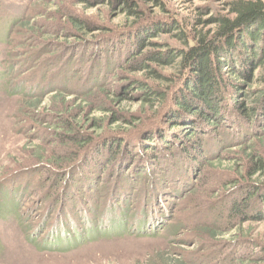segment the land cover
Here are the masks:
<instances>
[{
    "label": "trees",
    "instance_id": "trees-1",
    "mask_svg": "<svg viewBox=\"0 0 264 264\" xmlns=\"http://www.w3.org/2000/svg\"><path fill=\"white\" fill-rule=\"evenodd\" d=\"M9 1L0 0V43L8 46L4 53L0 49L7 60L0 61V82L8 99H20L14 112L18 126L25 127L29 120L44 123L41 141L28 143L23 152L28 164L51 178L46 199L57 195L58 205L64 200L62 211L72 213L77 210L74 197H65L75 188L86 190L87 197L100 205L99 178L107 161L127 170L139 162L134 178L122 175L117 189L107 193L106 206L112 214L105 220H111L110 227L105 228L92 213L86 222L75 214V223L57 221L52 229L43 224L39 230H50L42 239L40 231L31 237L32 233H26L29 243L39 250L67 253L108 236H148L151 229L155 234V225L162 226L170 215L167 207L168 215L159 209L157 195L162 190L164 196L170 190H189L195 168L207 167L209 187L185 208L182 222L169 226L171 242L189 239L201 256L181 251L185 254L178 258L172 247L135 264H264L260 242L264 238H253V225L264 223V0L229 1L227 13L215 18L213 29L191 26L190 31L172 17H149L140 0H28L16 17L9 16ZM81 2L87 4L82 11L104 7L110 16L116 14L122 20L110 25L100 12L97 21L83 17L73 7ZM147 3L168 13L161 0ZM58 34L67 39L63 47L71 52L61 67L62 81L38 88L41 76L62 63L48 38ZM160 34L179 46H172L168 39L155 40ZM41 50L47 55L41 57ZM124 54L128 55L122 62L116 60ZM11 70L13 78L5 81ZM110 71L112 83L107 82ZM80 74L82 79L86 75L84 87L72 83ZM26 80H32L31 89ZM43 94H49L51 111L41 106ZM125 101H136L141 109L119 111L116 105ZM94 111L104 116L91 117ZM118 120L122 124L112 126ZM233 128L237 135L231 134ZM234 136L238 144L231 153L225 149V140ZM175 152L187 159L182 166ZM164 153L178 175L168 188L156 170V177L149 181L157 184L155 192L142 197L148 212L141 209L140 218L131 217L137 178L144 170H152ZM89 162L96 172L88 180L61 175ZM227 162L230 165L224 166ZM64 180L67 190L61 192ZM209 202L215 204L212 209L220 224L193 221L191 216L210 206ZM156 214L161 222L153 218ZM248 243L253 251L237 255V247ZM224 250L229 253L223 257Z\"/></svg>",
    "mask_w": 264,
    "mask_h": 264
},
{
    "label": "rangeland",
    "instance_id": "rangeland-1",
    "mask_svg": "<svg viewBox=\"0 0 264 264\" xmlns=\"http://www.w3.org/2000/svg\"><path fill=\"white\" fill-rule=\"evenodd\" d=\"M74 1L72 0V3ZM141 1L143 2L141 3V6L144 8L149 17H172L180 22V25L185 27L187 31H190L191 26L204 30L213 29L215 18L227 13V3L232 0H161L165 11H168L167 14L163 13V11H160L159 8L153 6L152 3H147V0H140V2ZM27 3L28 0H10L8 2L9 16H19L24 5ZM84 5L87 6V4L84 2L73 5L78 14L83 17H88L97 21L99 20L97 16H99L100 12L102 13V16H104L103 18L107 19V23L110 25L119 24L122 20L121 16H116V14H111L110 16V11H105L106 8L104 7L93 6L86 11H82V8L85 7ZM4 33L5 31L3 30V34ZM166 35L167 34H160V36H158L159 38L155 40L164 41L165 39H168V36ZM89 37L90 35H87V38ZM48 38L52 39L54 42L53 45L50 46V49L55 51V57H59L57 61L62 63H60V67L54 64L51 69L44 73L45 75L43 74L41 76L40 79H42V77L44 78L41 80L38 88L45 86L47 83L50 84L52 81L54 82L51 85L54 87L58 84L57 82L62 81L61 74L63 73V70L61 67L65 64V60L71 54V52H67V48L63 47L65 44H67L66 42H68L64 36L58 34L54 38ZM169 41L172 43V40ZM120 42L121 41H119V43ZM172 46H179V44L172 43ZM7 47L8 46L4 45L3 42L0 43V49H2V53L6 51ZM41 51V57L47 55L46 53H43V51L46 50ZM3 55L4 54H0L1 63H5L7 61L6 59L4 60ZM127 55L128 54H124L121 58L116 60L122 62L123 59L127 57ZM114 60L115 58H113V61ZM11 72L12 70L10 73H8L6 78H4L5 81L13 78ZM111 72L112 71L107 73V76L109 77L107 81L108 83H112ZM6 74L7 73L4 72V75ZM81 75L82 74L74 77L72 83L80 85L79 87H84V77L86 75H83V79L80 77ZM1 82L3 83V81ZM1 82L0 196L2 197H0V264H135L137 262H144L149 257L155 256L158 252H169L172 247H175L173 253L174 256L178 258L187 252H193V255L195 256L200 255L198 251L196 253V245L193 244V242L189 239L183 238L184 242H171L172 235L169 233V226L182 222L181 216L184 214L183 211L185 208L189 207L195 196H202V190L209 187L211 177L210 175L206 174L207 167L202 168V170H199L198 167L195 168V176L194 179H192L194 181V183H192L193 187H191L189 190L184 189L181 192H172L169 189L170 193L166 196L163 195L162 190L159 195H157V200L161 201L159 209L162 210L164 214L166 213L168 215V212L165 209L167 207L170 209V215L165 217L167 220L163 219L162 226L159 225L160 227H158V225H155L157 226L155 228V234L153 229H151L149 232L151 235L148 236H138L132 234H125L123 236H108L107 238L86 244L67 253L50 252L44 249L39 250L33 244L29 243L27 240L28 234L32 233L30 235L31 237L40 231V234H38L40 239H42L43 236L47 234V231L49 232V227L52 229L57 221L62 222L68 220L71 221V223H75V214L78 219L83 218L86 222L87 218L90 216L89 213H92L100 220V223L105 226V228L110 227L111 220H105L109 219L108 214H112V212H110L106 206V200L109 198L107 193L113 188L117 189L116 184L119 183L117 180L122 175H124L126 178H130L131 175L133 177L135 172L139 170V162L134 163L133 166L127 170V166L118 167L115 166L114 163L110 164L107 161V167L105 166L106 168L100 174L99 178L100 182L98 192L101 193L102 197L100 205L95 202L94 197H91L90 195L89 198L87 197L86 190H84V192H79L78 189L76 190L74 188V190H69V195L66 196L65 199H69L70 196H72V198L74 197L77 210L72 213L62 211L64 206L63 199L59 205L57 202H55L57 195L46 199V193L50 191L51 187L50 176L46 175L47 173H45V170L43 172L41 168L36 169L32 165L28 164L25 161V153L23 152L28 143L35 145L41 141L42 136L39 132L43 131L44 123L39 120H29L25 127L18 126L14 117V112H16V107H18L16 104L20 99L12 97L8 99L5 95V91L3 90L4 85L1 84ZM25 83H27V85H24L31 89V84L33 83L32 80H26ZM51 85L49 86L50 88H52ZM48 95L49 94H43L42 97L44 101L41 103V106L44 108V110L51 111L48 104V99L46 98ZM70 97L72 96H68L67 99ZM116 108L119 111H128L130 113H137L141 109L140 105L136 101L122 102L121 105H116ZM89 115L95 118L104 116V113L94 111L89 113ZM119 124H122V121L118 120L115 124H112V126L115 127ZM231 134L237 135L235 133V129L231 131ZM236 137L237 136H234V140L232 137H230L228 140H225L227 147L225 149L231 150V153L235 151L238 144V140L235 139ZM135 143H137V141ZM135 143L133 144L135 145ZM222 150H224V148ZM138 153L139 151L135 154L134 160H137ZM211 153L212 152H209V154ZM173 155L176 161L181 164V166L182 164L186 163L187 159L184 160V158H182L179 153L175 152ZM171 164L172 161L168 158V153H164L157 158L156 164H152L155 165L152 170L149 169L150 171L148 172H145L144 170L142 172L143 174H141V177L137 178L138 192L132 197L133 201L132 206L130 207L131 217L138 215V218H140V214L142 213L141 209L145 212H148V209L142 206V197L144 195H150V193L153 191L155 192L157 184L149 181H152V179L156 177V170L157 176H160L162 181L168 182V184L161 182L159 183L165 187L171 188V181H173L176 175H178L175 168L172 167ZM223 165L228 166L230 164L227 162ZM140 168L143 167L140 166ZM95 172L96 169L93 167V163L89 162L87 165L78 166L77 168H74L73 171H68L61 175H66V178H71V180L79 179L81 177L88 180L95 174ZM189 176L190 175L188 174L187 180L190 178ZM64 183L65 180L60 184V186L63 185L61 192L64 191V189L65 191L67 190V187H65ZM15 189L18 190L16 193ZM23 189H25V192H23ZM49 193L53 194V191ZM58 193H60V191ZM95 197L97 201L99 196ZM203 197L205 198L204 195ZM209 199L212 200V197H209ZM68 201L69 200H66L65 203ZM209 203L211 204L210 206H206L201 212H199V214L197 213L192 215L191 219L201 223L220 224V219L212 209L213 205L215 206V204L213 202ZM70 204L72 203H69L67 206ZM96 204L98 205V211L94 208ZM68 208L69 207H66V210ZM61 211L64 213H61ZM69 214L71 215L69 216ZM153 218L161 222V219L158 218L157 214L153 215ZM43 224L50 226L47 227L48 229L45 228V226V230L41 231L39 228H43ZM253 227H255L253 238L256 240H261V238H264L262 236L264 235V223L255 224ZM114 230L115 229H113V231ZM260 242L264 244V240H261ZM250 245L251 244L248 243L245 246L237 247L239 250V254L237 255L244 256L246 253L253 251L254 246ZM181 251L186 252L181 253ZM206 251L207 249L203 254H206ZM224 253L228 254L229 252L224 250L223 257ZM227 256L229 258V255Z\"/></svg>",
    "mask_w": 264,
    "mask_h": 264
}]
</instances>
